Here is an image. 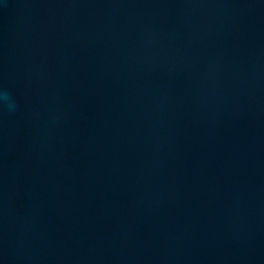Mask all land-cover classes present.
I'll use <instances>...</instances> for the list:
<instances>
[{
    "label": "water",
    "instance_id": "95a60500",
    "mask_svg": "<svg viewBox=\"0 0 264 264\" xmlns=\"http://www.w3.org/2000/svg\"><path fill=\"white\" fill-rule=\"evenodd\" d=\"M0 264H264V0H0Z\"/></svg>",
    "mask_w": 264,
    "mask_h": 264
},
{
    "label": "clouds",
    "instance_id": "9594fccd",
    "mask_svg": "<svg viewBox=\"0 0 264 264\" xmlns=\"http://www.w3.org/2000/svg\"><path fill=\"white\" fill-rule=\"evenodd\" d=\"M0 99H2L9 107H11L10 97H9L7 92H5L2 95H0Z\"/></svg>",
    "mask_w": 264,
    "mask_h": 264
}]
</instances>
